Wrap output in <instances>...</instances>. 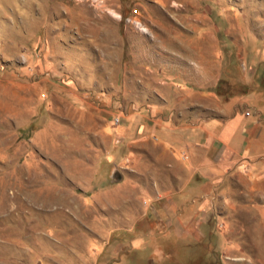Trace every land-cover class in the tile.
Here are the masks:
<instances>
[{
	"label": "rangeland",
	"instance_id": "obj_1",
	"mask_svg": "<svg viewBox=\"0 0 264 264\" xmlns=\"http://www.w3.org/2000/svg\"><path fill=\"white\" fill-rule=\"evenodd\" d=\"M0 264H264V0H0Z\"/></svg>",
	"mask_w": 264,
	"mask_h": 264
},
{
	"label": "crops",
	"instance_id": "obj_2",
	"mask_svg": "<svg viewBox=\"0 0 264 264\" xmlns=\"http://www.w3.org/2000/svg\"><path fill=\"white\" fill-rule=\"evenodd\" d=\"M209 130H215L217 131L219 129V131H221L220 136L222 138H227L228 134H229V126H226L224 128H220L217 124H214L209 126L208 128ZM243 129H245L244 131V136L246 137L248 140L246 141L247 143L250 142H256L258 141V139L261 137V133L259 131V127L256 126V124H254L253 122H248L245 124V126L243 127ZM259 142V141H258ZM245 151L247 154H253V156L257 155L258 152L261 151V146L259 144H257L256 149L253 150L252 152H250L249 147L245 146Z\"/></svg>",
	"mask_w": 264,
	"mask_h": 264
}]
</instances>
